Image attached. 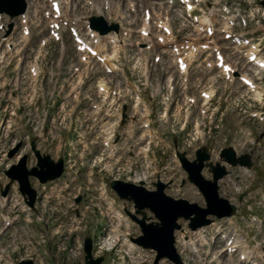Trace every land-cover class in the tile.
Returning <instances> with one entry per match:
<instances>
[{"label":"rangeland","instance_id":"obj_1","mask_svg":"<svg viewBox=\"0 0 264 264\" xmlns=\"http://www.w3.org/2000/svg\"><path fill=\"white\" fill-rule=\"evenodd\" d=\"M52 1L54 0H51V3ZM67 1L69 2L68 5L65 0H61L60 2L63 3L60 4L62 9L59 18L62 19L63 24H65V18L69 20L65 28H63L62 40H55L49 34V15H52L49 0H27L29 3L27 9V12L29 11V18L27 14L25 16L27 17L25 24L21 21L22 19H13L15 29L11 36L12 46L17 50L18 47H22L21 51L18 50V58L25 63L24 68L20 71L21 77L19 79L18 91L20 101L23 99L29 101L31 98L36 100L41 96L42 89L47 91L61 90L60 85L62 83H66V87H69L80 76H83V80H85L84 88L87 90L86 94L95 92V85L99 78H106L110 74V72H105V75H102L104 67L96 63L95 59H92V62L84 63V61L88 60L84 56H88L89 54L77 49L68 28L69 25H73L88 37L86 35V23L83 18L84 16L87 17L95 14L96 9H101V5L98 3L99 0ZM128 1H133L135 6H138L136 12H130ZM89 2H95L96 5H93L94 9L90 10ZM113 2L115 5H118L120 15H130L125 20H122L126 28L132 29L131 37L128 36L125 39L127 45L125 46L123 44L124 41H121L119 38L121 43L117 44V47L113 49V44L109 40L112 47V51L109 54L110 56L114 55L111 64L114 61L113 63L116 67L114 69L116 73H113L118 75L119 78L127 76L128 83L125 86L120 85L121 88L124 87V90L116 93L118 87L114 84H118V79L113 77L112 81L109 82H114V84L110 85V89L115 90V93L113 95L107 93L105 95L107 99H105L102 105L103 109L111 111L124 104L123 102L125 101L121 97L123 93H131V96L134 97L135 93L138 94L140 92L142 104H145L151 111L150 123L152 128L150 134L152 135L153 142L150 144L149 155L144 157L140 152L141 147L146 146L142 144L141 140L144 139L140 127L143 120L142 116L134 115L133 111L129 112V119L123 128H121L124 132V138L119 148V152L122 154L121 157H117V159L109 158L99 162L98 164H100L101 168L98 170H91L90 164H93L91 161L93 155L87 157V160L68 159L66 161L68 171L66 180L70 181L71 192H79L82 196V202L79 205L81 208L79 210L82 212L84 218L83 224H86L87 229L80 231L77 236H70L68 239H65L64 235H52L49 227L46 228L43 224L37 223L33 225V236H26L24 234L26 232L19 231L12 237L14 239L22 238L26 241H31L33 244L32 250L51 261V257H57L62 254L63 247L60 245L62 240L67 241L68 248H78V242L81 241L82 243V239L85 236L100 233L105 234L102 230L98 232L101 228L106 230L111 225H116L119 228L115 218L116 213L111 207L112 204L108 203L107 200H114V206L117 209L122 207L129 209L130 203L119 200L109 187L106 188V191L99 190L103 184H107L112 178L128 181L130 177L133 180L138 174L142 176L145 173L147 176L146 181L144 180L145 187L153 189V182L157 178H160L163 182L169 181L168 187L165 188L166 194L176 199L183 198L189 202H196L204 206L202 195L187 181L186 173L179 165L174 154L173 141L175 139L178 149L189 160L194 159L195 150L201 146L208 148L211 162H221L218 153L221 148L226 146H232L238 154L248 153L250 155L253 165L248 171L242 167H227L229 174L218 181L219 195L237 206L236 219L223 220L220 224L221 229H223V232L228 237L231 232L236 230L235 234L245 241L244 245H242L245 248L254 250L257 249L256 247H259L258 249L262 251L264 248V117L261 118V116L259 119H256L250 114L256 110L264 114V106H261L264 105V96L261 99V103H254L252 100L253 94L239 80L228 82L224 79L223 75L226 77L225 73H230V67L222 71L215 68H205L200 64L204 55L196 57L195 60L197 62H194L190 67L188 84L184 82L180 83L175 74V69H172L168 63V61L170 62L169 54H163L162 60L156 63L153 60L154 56L158 53L156 48H154L155 51H143L140 53L137 51L138 46H134L136 41L141 46L145 42V40L140 39L136 30L143 24V8L148 7L152 10L155 7L153 1L112 0ZM163 7L165 9L163 8L160 12L163 14H165V11L168 12L174 33L179 39L197 38L203 41L207 38L204 33H200L196 29L197 27L185 18L186 16L183 14V11L177 10L172 13L166 6L163 5ZM152 18L154 19V15H152ZM115 19L117 21L119 18L114 15H112L111 19L107 18L109 22L115 21ZM56 20L54 19L53 21ZM7 21L11 22L12 19L5 16L3 20H0V22H4L5 24H7ZM152 26L154 29V25ZM143 28L146 29L147 27ZM212 38L216 41H210L212 42V48L217 47V44H220L222 35L216 33ZM154 39L153 37L152 40ZM89 41L91 42L92 40ZM151 44L153 45V43ZM224 44L227 46L228 41L224 42ZM91 45L94 46L93 44ZM102 50H106V45L102 44ZM230 51L227 49L229 61H232V64L240 72L252 71V67L249 64L242 58H239L237 54H230ZM117 53L120 55L119 64L124 70L116 63L115 57ZM39 55L40 58L37 64L40 69V79L38 82L40 88L30 92V86L28 85L30 79L26 64H32L34 58ZM8 56L6 55L4 58L5 65L9 62ZM8 67L13 68L12 65H8ZM242 76L244 75L242 74ZM246 76L250 78L248 74ZM51 80L52 82L58 80L59 83L53 86ZM170 82L174 86L172 91L169 88ZM158 84L163 87L161 97L156 96V92H160L161 90V88H158L156 91ZM208 85L215 88L216 94L213 99L209 100H212L210 103L204 104V101L202 103L203 99L199 91ZM261 85L264 89V83L259 84V86ZM184 87H186V91L183 89ZM255 87L258 89L256 85ZM210 91L214 93L212 88H209L206 92ZM253 91L255 92V90ZM55 96H57V91L54 95L50 93L48 96H45L44 100L46 102L45 107L49 109L52 118L55 116L56 126L61 129L63 137L61 143L65 144V146L62 147L60 154L70 152V155L73 157L74 151H76L78 146L76 144H79L81 140L80 134L85 136L84 141L86 143L91 140V144H100L96 141V135L100 133V129L91 120V117H94V107L90 105L91 102L82 99L81 103L78 104L72 99L70 94H68L66 100H62V98L56 99ZM90 96L95 98L93 94ZM210 96L212 97L211 94ZM255 97L259 99L256 95ZM101 98L102 94H100L99 98H95L97 104H100ZM165 98L170 99L164 102ZM191 99H193V102L189 101ZM37 100H40V97ZM58 100L59 108L56 105ZM60 101L65 102L66 106H61ZM166 102L168 105L165 104ZM128 103H131L130 105L133 104L131 100ZM203 104L208 105L205 108ZM257 105L259 107H256ZM208 106L209 108H207ZM203 109L205 112H202ZM129 110H131L130 107ZM165 112L168 114L167 117L158 120V115H162ZM99 121L106 122L104 115L100 116ZM7 122L10 123L9 119ZM196 123H200L198 128H196ZM8 125L2 126V129L6 130ZM172 129H175L176 133L171 132ZM156 136L157 138L155 139ZM1 139L0 137V141ZM128 145L132 146L131 155L124 153ZM52 152L55 153L53 150ZM113 163L116 165L114 166ZM202 174L205 178H211V173L207 168H203ZM183 179H185V183L183 186H180ZM20 200L19 196L15 197L13 194H10L7 203L4 205L15 207L17 202L20 203ZM42 211L44 213V210ZM147 215L153 218V215L149 211H147ZM11 217L10 212L4 213V219L0 217V229L8 224ZM179 222L186 228L185 220L180 219ZM17 227L14 224L13 230H11L15 231ZM60 228H68V224H62ZM131 228L133 231L136 230V226L133 223ZM12 231L9 232L7 238L1 239V246L10 238ZM16 244L15 240H9V247H17ZM237 245L241 248L239 244ZM222 246H224V243L219 247ZM240 248L237 249L240 250ZM243 250L245 252L244 255L249 256V252L246 249ZM11 255L12 253L10 255L5 253V262L6 260L8 261L6 264L11 263ZM244 255L242 256L244 257ZM26 256H30L28 252L21 257ZM222 258L225 261L236 262L238 252L232 255V257L223 256ZM105 264L113 263L108 258Z\"/></svg>","mask_w":264,"mask_h":264},{"label":"water","instance_id":"obj_2","mask_svg":"<svg viewBox=\"0 0 264 264\" xmlns=\"http://www.w3.org/2000/svg\"><path fill=\"white\" fill-rule=\"evenodd\" d=\"M260 5L264 7V0L260 1ZM25 0H0V13H6L10 17H15L25 11ZM90 28L105 34L111 30L118 31V25L112 23L108 25L102 17H90ZM12 25L8 28L11 30ZM9 30L7 32H9ZM125 110V107H124ZM18 144L14 149L10 150L9 156L13 155L18 149ZM32 149L37 159L35 166L27 168V156H23L18 163L12 165L5 171L6 176L12 182L16 180L19 185V191L23 195L26 203L33 207L36 191L29 181L30 176L36 177L39 182L45 183L48 180L55 179L63 173V159L59 158L54 161L50 155L41 154L35 149L34 141H32ZM182 168L187 172L188 180L193 183L206 202V207H202L195 202H189L186 199H175L164 192L165 184L158 181L155 183V190H149L143 186V183L134 184L122 180H112L111 188L118 194L121 199L132 201L136 214H131L127 210V214L135 221L142 232L132 241L143 248H151L156 251V258L153 264H157L158 260L165 257L174 264H182L181 258L174 246V230L179 229L177 223L179 218L189 220V227L194 230L198 227L210 223L208 216H216L218 218L230 216L235 212V205L231 204L227 199L222 198L218 194L217 181L223 178L228 172L226 165L221 162L212 163L210 154L206 147H201L195 152V158L189 160L183 152L176 153ZM220 160L230 166H245L250 168L252 161L247 154L237 156L233 147L228 146L222 148L219 153ZM207 161V163H205ZM207 167L212 174V180L203 177L201 171ZM184 180L182 181V183ZM10 184H7L2 195H6ZM77 203L80 197L75 200ZM148 209L154 215L156 220H152L145 210ZM140 215L141 217H139ZM91 238H84V251L86 264H101L103 257L92 258L91 256ZM18 264H33L30 260L22 261Z\"/></svg>","mask_w":264,"mask_h":264},{"label":"bare ground","instance_id":"obj_3","mask_svg":"<svg viewBox=\"0 0 264 264\" xmlns=\"http://www.w3.org/2000/svg\"><path fill=\"white\" fill-rule=\"evenodd\" d=\"M26 1V3H27V6L29 7V3L27 2V0H25ZM66 1V3H67V5H68V1L67 0H65ZM54 2H57L58 3V5L60 4V2H61V0H54ZM98 10V9H97ZM99 14H101L100 12H101V9L99 8ZM29 12V11H28ZM28 12H26V14L24 15V17L25 16H27V14H28ZM64 20H66V21H68V19H64ZM207 20H206V18L205 17H202L201 18V23H204V22H206ZM56 23H58V21L56 20V21H52V24H56ZM166 26L168 27V29H169V26L166 24ZM199 26V25H198ZM145 30H147V28L145 29ZM170 30V29H169ZM94 33V32H93ZM95 36L97 37V38H100V36H98V35H96L95 34ZM104 38H107V39H110V42L113 44V49H115L116 47H117V44H119V43H121L120 42V40H119V36H118V34H114V33H108L107 35H105L104 36ZM147 39H149V37H147ZM97 43V42H96ZM210 43H212V42H210ZM98 48H99V50H102V44H98ZM95 49V48H94ZM113 57H114V55L112 54L111 56H110V54H108V55H106V59H105V63L108 65L109 64V62L111 63V61L113 60ZM183 60V59H182ZM184 61V60H183ZM188 63H189V61L187 62V63H185V70L183 71L185 74L186 73H188ZM110 66H111V72H115V65H114V63L112 62V64H110ZM229 67L231 68V71H233V72H235L236 71V69H235V66L234 65H229L228 66V69H229ZM231 71H230V73L228 74V73H225V75H226V77H229L230 76V74H231ZM116 73V72H115ZM242 76V75H241ZM241 76H240V78H241ZM231 77H234L233 76V74H231ZM247 77V76H246ZM230 78V77H229ZM248 78V77H247ZM248 80H250V78H248ZM252 80V79H251ZM250 80V81H251ZM253 81H251V83H252ZM252 87H253V90H255V95L257 96V97H259V95H260V90H258L256 87H255V85L254 84H252ZM212 95V97L210 96V94ZM258 93V94H257ZM204 104H206L207 102H210L209 100L210 99H212L213 97H214V93H212V91H210V92H206L205 94H204ZM258 99V98H257ZM8 123V122H7ZM2 140V139H1ZM144 175V176H143ZM147 178V176H146V174L144 173V174H142V176H141V174L139 175H137V177H136V181L135 182H137V181H144L145 179ZM146 181V180H145ZM9 196H10V194L8 195V197H3V196H1L0 195V205L3 207V206H6V205H4L5 203H7V201H8V198H9ZM45 201V198H43L41 201H40V203L41 202H44ZM39 203V204H40ZM16 206V205H15ZM42 210H44L43 208H42V206L41 205H38V215L39 214H43V211ZM26 217H27V221H29L30 219V217H31V212H29V211H27V214H26ZM17 225H18V227H17ZM15 226L17 227V229L16 230H18L19 228H21V230H23L24 232H26L27 234H29L30 232H31V227L29 226V224L28 223H24V224H21V222H19L18 220L16 221V223H15ZM13 230V229H12ZM11 230V231H12ZM15 230V231H16ZM10 231V232H11ZM13 232V231H12ZM236 235V234H235ZM236 237L238 238V236L236 235ZM237 238H235V240H236V245H231V247L233 246V247H237V244H238V240H237ZM16 242H17V240H15ZM112 241L113 240H111L110 241V243H112ZM25 242V241H24ZM3 246V245H2ZM16 246H17V244H16ZM29 253V255L31 256H26V257H21L22 259H27V258H30V259H35V258H38V256H34V253L33 252H31V251H28V250H24L23 252H21V256H23L25 253ZM244 250H242V255H244ZM8 255H10V253H7ZM11 257H12V255H11ZM244 257H245V255H244ZM6 263H8V261L6 260V262H5V264ZM39 264H44L42 261H40L39 262ZM45 264H50V263H45Z\"/></svg>","mask_w":264,"mask_h":264},{"label":"built area","instance_id":"obj_4","mask_svg":"<svg viewBox=\"0 0 264 264\" xmlns=\"http://www.w3.org/2000/svg\"><path fill=\"white\" fill-rule=\"evenodd\" d=\"M5 139L8 141L7 138H3L0 141V187H2L1 185L3 183V176H4L3 175V169L7 168L13 162V159L11 160V159L7 158L8 150L15 145V144H6V142H4ZM27 146H28V144L23 145L21 150L15 155V157H14L15 160L21 156V154L25 151ZM49 201H50L49 198H46L45 201L41 204L42 208L44 209V212L46 211V208L50 207L48 204ZM13 208H14V206H13ZM55 209H57V206L55 207ZM18 230H21V228H19ZM18 230L13 231L11 233V236L13 234H15ZM9 240H10V238L7 239L2 246L3 249H2V257H0V264H5V253H12V255H13V253H15L16 251L20 252L21 248L25 247V245H26V242H24V241L13 239V240H17V247H9ZM68 258H71V256L69 255ZM16 259L21 260L22 259L21 254H18V257ZM149 259H150V257H149Z\"/></svg>","mask_w":264,"mask_h":264}]
</instances>
